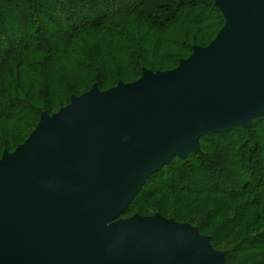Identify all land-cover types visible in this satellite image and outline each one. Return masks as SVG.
Here are the masks:
<instances>
[{
    "label": "water",
    "instance_id": "1",
    "mask_svg": "<svg viewBox=\"0 0 264 264\" xmlns=\"http://www.w3.org/2000/svg\"><path fill=\"white\" fill-rule=\"evenodd\" d=\"M224 24L170 71L95 84L0 157V264H223L208 236L160 214L121 216L200 139L264 115V0H216Z\"/></svg>",
    "mask_w": 264,
    "mask_h": 264
},
{
    "label": "trees",
    "instance_id": "2",
    "mask_svg": "<svg viewBox=\"0 0 264 264\" xmlns=\"http://www.w3.org/2000/svg\"><path fill=\"white\" fill-rule=\"evenodd\" d=\"M215 1L0 0V125L28 131L21 141L0 131V157L43 112L70 103L72 75L93 79L83 93L94 84L107 90L121 80L119 65L136 81L142 68L172 70L194 46H208L224 24ZM149 52L170 68L148 67ZM135 214L190 223L226 253L223 264H264V115L249 129L201 138L185 161L174 158L121 218Z\"/></svg>",
    "mask_w": 264,
    "mask_h": 264
},
{
    "label": "rangeland",
    "instance_id": "3",
    "mask_svg": "<svg viewBox=\"0 0 264 264\" xmlns=\"http://www.w3.org/2000/svg\"><path fill=\"white\" fill-rule=\"evenodd\" d=\"M151 52V51H150ZM150 52H149V54H147L146 56H145V58L148 60L145 64L148 66V67H153L154 69H168V68H170V66H169V64H166V63H164V62H162V60H160L161 59V56L159 55V56H157V58H155L154 56H151L150 55ZM105 69V68H104ZM142 69H147V68H142ZM175 69V68H174ZM107 70V69H106ZM116 70L118 71V75H120V78H121V80H119V81H122V82H124V83H133V82H135L134 80H135V78L134 77H132L129 73H127L128 71H126L124 68H123V66L122 65H119L117 68H116ZM173 70V69H172ZM152 71V70H151ZM168 71H170V70H168ZM106 72V71H105ZM108 72H110V74L111 75H114V73H113V71H108ZM153 72V71H152ZM157 72H165V71H157ZM75 76L74 75H72L71 77H70V82H71V86H72V88L74 89L73 91L75 92V94L76 95H73V96H80V95H82V94H84L83 92L90 86V83L92 82V80L93 79H87V78H85V77H78V79H79V81H78V79H77V77L75 78ZM138 80V79H137ZM136 80V81H137ZM95 85V84H94ZM97 85V84H96ZM110 85H113V82L112 83H108V85H106V86H104V88H106V87H108V86H110ZM98 86V85H97ZM101 91H105V90H103V89H101V88H99ZM110 89V88H109ZM108 90V89H107ZM67 106V105H66ZM65 107V106H64ZM58 111H56V112H54L53 114H55V113H57ZM19 130V132H17ZM17 130V126L16 125H14V124H2V125H0V131L2 132V133H4V134H9V135H13V137H16V139L18 140H22V139H24L25 137H26V135H27V133H28V131L27 130H21V128H19ZM28 139V138H27ZM26 139V140H27ZM18 140V141H19ZM20 140V141H21ZM22 144V143H21ZM18 146V145H17ZM8 152V151H7ZM198 210V208L197 209H195V211L192 213V218H193V220H196V219H198V216H194V215H196V214H198L199 213V210ZM151 212H147L146 214H150ZM135 215H139V214H135ZM153 215H155V214H153ZM153 215H150V216H153ZM134 216V215H133ZM139 216H141V215H139ZM130 217H132V216H130ZM130 217H127V216H125V217H123L122 219H127V218H130ZM146 217H148V216H146ZM174 220V219H173ZM190 224V223H189ZM191 225V224H190ZM193 226V225H192ZM195 227V226H194ZM197 228V227H196ZM209 237V236H208ZM226 248V247H225ZM227 248H229V247H227ZM217 251V250H216Z\"/></svg>",
    "mask_w": 264,
    "mask_h": 264
}]
</instances>
